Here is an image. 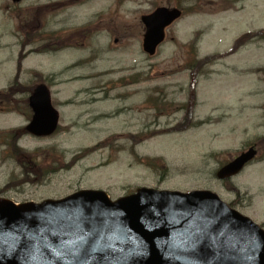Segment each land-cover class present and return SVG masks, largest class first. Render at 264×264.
I'll return each instance as SVG.
<instances>
[{
    "label": "rangeland",
    "instance_id": "rangeland-1",
    "mask_svg": "<svg viewBox=\"0 0 264 264\" xmlns=\"http://www.w3.org/2000/svg\"><path fill=\"white\" fill-rule=\"evenodd\" d=\"M221 1L0 0V92L16 99L0 105V197L209 190L264 229V0ZM174 5L183 16L146 55L141 16ZM40 82L59 112L47 136L24 130ZM249 143L258 155L230 179L237 196L215 172Z\"/></svg>",
    "mask_w": 264,
    "mask_h": 264
},
{
    "label": "water",
    "instance_id": "water-1",
    "mask_svg": "<svg viewBox=\"0 0 264 264\" xmlns=\"http://www.w3.org/2000/svg\"><path fill=\"white\" fill-rule=\"evenodd\" d=\"M179 16L157 8L142 17L146 53ZM29 102L26 130L52 133L58 113L47 87L36 86ZM254 154L250 148L217 176L237 173ZM0 264H264V232L209 191L141 188L114 202L95 190L20 205L0 199Z\"/></svg>",
    "mask_w": 264,
    "mask_h": 264
},
{
    "label": "bare ground",
    "instance_id": "bare-ground-1",
    "mask_svg": "<svg viewBox=\"0 0 264 264\" xmlns=\"http://www.w3.org/2000/svg\"><path fill=\"white\" fill-rule=\"evenodd\" d=\"M89 29H92V26H90ZM99 147H100V146H99ZM96 148H97V147H96ZM97 149H98V148H97ZM96 152H97V151H96ZM94 153H95V152H94ZM94 153H92V154H94ZM130 156H132V155H130ZM137 160H138V161H142V162H144L140 157H138V155H137ZM145 164H148V163L146 162ZM60 167H61V168L68 169V168H70L71 166H70V163H69V162H66V163H62ZM149 167H151V168H156V167H158V165H155V166L150 165ZM218 181L222 182V186L225 187V188H226L227 190H229L230 192L234 193V194L237 195V196L240 195V190H239V188H238L236 185H234L230 180H228V179H224V180H218ZM13 182L18 183V182H21V181H20V180H16V181H13ZM7 184L10 185L9 182H8ZM231 203H234V202H231Z\"/></svg>",
    "mask_w": 264,
    "mask_h": 264
}]
</instances>
